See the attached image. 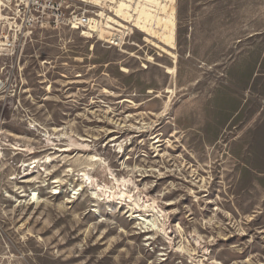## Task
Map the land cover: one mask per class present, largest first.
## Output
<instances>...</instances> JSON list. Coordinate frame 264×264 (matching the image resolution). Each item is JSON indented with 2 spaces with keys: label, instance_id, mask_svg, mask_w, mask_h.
Wrapping results in <instances>:
<instances>
[{
  "label": "rangeland",
  "instance_id": "obj_1",
  "mask_svg": "<svg viewBox=\"0 0 264 264\" xmlns=\"http://www.w3.org/2000/svg\"><path fill=\"white\" fill-rule=\"evenodd\" d=\"M175 8L0 48V264H264V0Z\"/></svg>",
  "mask_w": 264,
  "mask_h": 264
},
{
  "label": "built area",
  "instance_id": "obj_2",
  "mask_svg": "<svg viewBox=\"0 0 264 264\" xmlns=\"http://www.w3.org/2000/svg\"><path fill=\"white\" fill-rule=\"evenodd\" d=\"M75 0H0L7 20L0 21V48H16L20 38L38 28H50L93 35L97 32V16L77 7ZM82 3V2H79ZM107 3V2H105ZM119 44L117 37L112 44Z\"/></svg>",
  "mask_w": 264,
  "mask_h": 264
},
{
  "label": "bare ground",
  "instance_id": "obj_3",
  "mask_svg": "<svg viewBox=\"0 0 264 264\" xmlns=\"http://www.w3.org/2000/svg\"><path fill=\"white\" fill-rule=\"evenodd\" d=\"M80 2H87V0H76ZM104 0H90L92 6L102 8V3ZM107 5H112L111 11L114 12L113 17L116 19L124 20L128 26L132 28H136L139 32L149 36L152 39H157V41L165 47L175 48V31H176V0H107ZM2 5H0V21L7 20L4 13L2 12ZM101 17L106 20L105 26L101 27V21L97 20V36L104 37L100 38L105 42H110L114 37H117L119 43L123 41V35L119 33H111L104 31V29H110L111 26L108 24L109 22L116 23L121 28L123 27L126 30H130L131 28L128 26H123L118 21L110 16H106L101 13ZM97 18L102 20L100 16L96 14ZM122 32V31H121ZM82 36V35H81ZM91 35H85L83 38H90ZM172 72V76L175 74V68L170 70ZM171 76V78H172ZM170 99L167 103H165V108L168 106ZM17 150V149H16ZM20 151H26L22 148H18ZM31 151V150H30ZM50 159L49 157L46 160ZM1 161V154H0ZM37 161L31 162L29 164H24V166H32L36 167ZM31 164V165H30ZM84 174V173H83ZM89 180L91 177L88 174L82 175ZM124 181V180H122ZM120 181V182H122ZM94 182V181H93ZM118 180H116V183ZM118 182V183H120ZM123 183V182H122ZM102 188H106L103 186ZM101 186L99 189L101 190L102 196L106 195V191H103ZM108 189V188H106ZM116 192V191H115ZM76 194V193H74ZM112 199L123 198L125 197V192H121L115 194L114 192L110 193ZM108 195V198L109 196ZM148 206H145L147 208ZM180 249V248H179ZM183 251V248L180 250ZM184 252V251H183Z\"/></svg>",
  "mask_w": 264,
  "mask_h": 264
}]
</instances>
